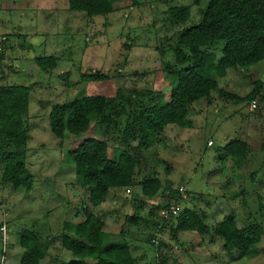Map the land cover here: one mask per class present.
I'll return each mask as SVG.
<instances>
[{"label":"rangeland","instance_id":"rangeland-1","mask_svg":"<svg viewBox=\"0 0 264 264\" xmlns=\"http://www.w3.org/2000/svg\"><path fill=\"white\" fill-rule=\"evenodd\" d=\"M206 2L195 6L193 0H136L134 8L119 2L114 8L120 10L87 17L69 12L66 0H0V85L29 88L22 160L33 178L29 191L0 183V227L7 237L5 246L0 243V264H19L22 234L35 236L43 246L49 243L39 264L66 263L72 256L61 247L63 224H77L86 213L101 216L109 241L126 242L137 264H155V253L169 264H264V233L253 257H246L223 250L211 231L232 214L238 228L256 223L264 232V58L215 79L218 88L238 99L260 81L255 109L249 110V102L211 93L189 107L185 127L166 126L148 148L132 150L134 138L122 141V130L133 115L168 99L166 73L174 65L175 34L195 24ZM172 7L187 8L189 21L170 24L166 11ZM221 46L216 42L202 50L217 60ZM47 56L54 57L56 65L41 71L33 59ZM91 74L104 80L81 82V76ZM88 95L105 96L106 121H94L90 131L78 136L65 132L62 139L54 138L47 121L50 108ZM89 135L106 141L108 158L120 150L137 157L135 183L154 177L163 192L182 188L186 200L176 197L179 210L202 215L208 233L181 232L173 241L168 223L156 231L159 211H153L150 220L148 213L161 196L148 200L136 187L129 192L111 189L103 204L90 206L86 190L65 161L66 152ZM230 140L243 141L247 153L223 158L222 148ZM135 202L141 220L126 224L124 217ZM152 236L159 250L150 244Z\"/></svg>","mask_w":264,"mask_h":264},{"label":"trees","instance_id":"trees-1","mask_svg":"<svg viewBox=\"0 0 264 264\" xmlns=\"http://www.w3.org/2000/svg\"><path fill=\"white\" fill-rule=\"evenodd\" d=\"M127 2V7L134 8L136 0H66L69 12L83 13L87 17L107 15L116 10L115 3ZM201 0H193L199 6ZM170 24L182 26L190 19L185 7H172L166 11ZM172 47L173 66L167 68L169 76V96L164 102L158 100L150 106L140 109L133 115L122 130V141L134 138L137 144L132 150L148 148L156 136L168 125L183 128L189 107L200 99H206L216 93L224 99H237L251 102L258 95L261 82H253L252 90L243 98L223 92L215 79L222 78L226 70L251 66L264 58V0H207L195 22L182 28L176 34ZM221 42L220 57L215 60L212 54L202 48ZM187 51L184 52L182 49ZM34 65L41 71L52 70L56 59L52 56L33 59ZM81 82L104 80L100 74L81 76ZM29 88L17 85H0V183L12 190L19 188L29 191L33 178L22 160L26 145V127L23 115L27 111ZM108 105L103 95H88L59 105H53L48 113V127L56 139H62L65 132L78 136L91 130L94 121H106L105 109ZM127 147H129L127 145ZM107 143L103 138L92 135L81 138L75 146L66 152L65 161L72 166L80 186L87 192V203L96 207L106 200L111 189H138L139 195L153 200L161 196V202L154 210L149 208V220L153 211L168 210L171 203H176L177 193L164 191L156 178L144 177L135 183L136 168L139 165L135 155L120 150L108 158ZM247 153L243 141L230 140L222 148L223 158H241ZM177 199V200H178ZM174 201V202H173ZM140 205L135 202L124 222L136 225L141 220ZM203 216L193 210L182 209L175 217H158L156 231H162L167 224L173 241L181 232H194L198 235L208 233L203 223ZM146 223V220H143ZM101 216L86 213L77 224H63L61 247L69 252L72 259L59 264H137L130 248L124 241L111 242L110 235L103 232ZM214 236L222 241V249H234L240 256L253 257L251 252L260 242L263 229L259 224L249 223L238 228L232 214L225 216L211 229ZM160 249V245H153ZM46 246L35 236L22 234L18 248L22 251L19 264H39L45 258ZM157 249V250H159ZM165 254V253H163ZM161 254L155 253V264H169ZM171 264H176L171 263Z\"/></svg>","mask_w":264,"mask_h":264},{"label":"built area","instance_id":"built-area-1","mask_svg":"<svg viewBox=\"0 0 264 264\" xmlns=\"http://www.w3.org/2000/svg\"><path fill=\"white\" fill-rule=\"evenodd\" d=\"M255 102H254V100L253 101H251L250 103H249V110H253V109H255ZM208 147L209 146H211V143L210 142H207V144H206ZM126 192H128L127 190H126ZM177 192H178V194H179V196H180V198L182 199V200H186V197L183 195V193H184V190L182 189V188H178L177 189ZM180 210H179V208H178V205H177V203H171L170 205H169V208H168V210H161L160 212H159V215H160V217L162 218V219H169L170 217H175L177 214H178V212H179ZM6 230H5V228H4V226H1L0 227V243L2 244V246H5V240H6ZM151 243L155 246V245H157V241L154 239V240H152L151 241Z\"/></svg>","mask_w":264,"mask_h":264},{"label":"crops","instance_id":"crops-1","mask_svg":"<svg viewBox=\"0 0 264 264\" xmlns=\"http://www.w3.org/2000/svg\"><path fill=\"white\" fill-rule=\"evenodd\" d=\"M110 191H108V193H109ZM107 198V197H106ZM102 221H103V219H102ZM104 224V223H103ZM103 227H104V225H103ZM103 230V229H102ZM104 232V231H103ZM106 233V232H105Z\"/></svg>","mask_w":264,"mask_h":264}]
</instances>
